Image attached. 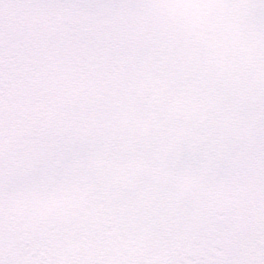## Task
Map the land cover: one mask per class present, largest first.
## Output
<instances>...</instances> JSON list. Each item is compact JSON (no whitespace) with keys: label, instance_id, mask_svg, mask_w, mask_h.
<instances>
[{"label":"snow or ice","instance_id":"1","mask_svg":"<svg viewBox=\"0 0 264 264\" xmlns=\"http://www.w3.org/2000/svg\"><path fill=\"white\" fill-rule=\"evenodd\" d=\"M0 264H264V0H0Z\"/></svg>","mask_w":264,"mask_h":264}]
</instances>
